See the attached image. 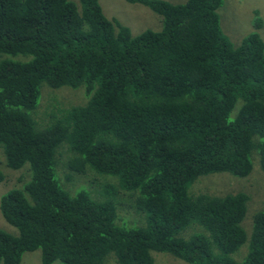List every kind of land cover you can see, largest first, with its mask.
<instances>
[{
    "label": "trees",
    "instance_id": "trees-1",
    "mask_svg": "<svg viewBox=\"0 0 264 264\" xmlns=\"http://www.w3.org/2000/svg\"><path fill=\"white\" fill-rule=\"evenodd\" d=\"M126 1L160 27L132 35L98 0H0V164L25 173L0 196L16 230L0 227V264L33 250L41 264H154V252L264 264V209L249 213L239 190L190 192L209 173H264L261 36L233 45L222 0ZM44 83L82 86L88 100L42 120Z\"/></svg>",
    "mask_w": 264,
    "mask_h": 264
},
{
    "label": "rangeland",
    "instance_id": "rangeland-1",
    "mask_svg": "<svg viewBox=\"0 0 264 264\" xmlns=\"http://www.w3.org/2000/svg\"><path fill=\"white\" fill-rule=\"evenodd\" d=\"M171 3H182L185 0H166ZM103 13L106 17L117 20L119 23L127 26L132 35L139 34L147 28L158 29V21L161 22V17L150 10L148 7L137 4L129 3L126 0H98ZM219 15L220 28L222 33L230 40V42L237 46L240 44L242 39L249 33L256 31L261 36L264 42V0H222L220 7L217 10ZM260 24L259 27H256ZM3 58V55H0V59ZM45 93L49 94V101L46 104V109L42 112L40 117L42 120H45L49 115L54 112H59L63 105L67 106H81L84 105L88 97L85 94L84 88L82 86L72 88L68 86H61L58 88H51L48 84L44 83L40 88V97L38 99L37 106L41 104L42 99L46 100ZM39 108V107H38ZM50 111V112H49ZM37 107L33 111V118L36 119ZM37 120V119H36ZM1 150V149H0ZM59 156V152L57 157ZM4 162L0 164V169L5 173V179L3 182H0V196L7 189L15 186L14 183L19 181L20 174L25 175L24 170H12L7 166L2 167ZM260 165L257 164L251 170V172L246 177H236L227 172H216L209 173L200 177L196 182L191 185L190 192L198 190V192L208 193L211 195H222L229 192L243 191L248 194L247 208L248 212L253 213L260 209H264V180H257L256 176L262 174ZM55 176L58 179L57 170L55 168ZM101 178H99V177ZM264 178V176H263ZM90 179L96 180L93 184L96 185V182L101 187L103 183L109 182L112 184H117V179L112 176L107 175H96V178L93 173L88 172L85 182L89 183ZM60 184L65 190L72 192L71 188H66L62 181L58 179ZM77 178H72L70 182L79 183ZM262 183V185H260ZM74 184L72 188L75 186ZM70 186V185H69ZM197 192V193H198ZM94 197L97 198L98 194H94ZM251 204V208H250ZM253 211H252V210ZM250 215V214H249ZM253 214H251L252 217ZM248 218V217H247ZM246 218V219H247ZM132 223L140 222L141 217L138 215H131ZM244 221L245 226L248 227L249 220ZM0 227L6 229L10 232H16L15 228L9 225L0 213ZM195 230V227L190 225L185 228L184 234L189 235L192 231ZM245 244L240 248V253ZM237 254V257L240 255ZM109 258L106 259V261ZM154 264H189L184 262L171 254L164 252H154L153 253ZM105 261V263H106ZM20 264H41L40 261V251L33 250L24 252Z\"/></svg>",
    "mask_w": 264,
    "mask_h": 264
}]
</instances>
